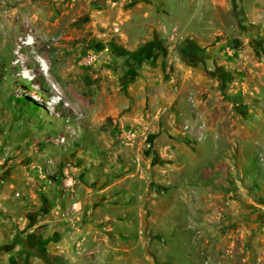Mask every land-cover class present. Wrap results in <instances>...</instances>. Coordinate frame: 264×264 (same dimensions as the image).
Returning <instances> with one entry per match:
<instances>
[{
    "label": "rangeland",
    "instance_id": "obj_1",
    "mask_svg": "<svg viewBox=\"0 0 264 264\" xmlns=\"http://www.w3.org/2000/svg\"><path fill=\"white\" fill-rule=\"evenodd\" d=\"M0 264H264V0H0Z\"/></svg>",
    "mask_w": 264,
    "mask_h": 264
},
{
    "label": "bare ground",
    "instance_id": "obj_2",
    "mask_svg": "<svg viewBox=\"0 0 264 264\" xmlns=\"http://www.w3.org/2000/svg\"><path fill=\"white\" fill-rule=\"evenodd\" d=\"M13 28H17V26H14ZM24 33H26V31L24 32ZM19 34H21V33H19ZM18 37V31H17V33L15 34V38H17ZM30 77V74H29V72L28 71H26V73L24 74V73H22V78H25V77ZM98 96H100V94L98 93Z\"/></svg>",
    "mask_w": 264,
    "mask_h": 264
},
{
    "label": "crops",
    "instance_id": "obj_3",
    "mask_svg": "<svg viewBox=\"0 0 264 264\" xmlns=\"http://www.w3.org/2000/svg\"><path fill=\"white\" fill-rule=\"evenodd\" d=\"M5 208H6L7 210H10V209L12 208V206H11V205H7Z\"/></svg>",
    "mask_w": 264,
    "mask_h": 264
},
{
    "label": "flooded vegetation",
    "instance_id": "obj_4",
    "mask_svg": "<svg viewBox=\"0 0 264 264\" xmlns=\"http://www.w3.org/2000/svg\"><path fill=\"white\" fill-rule=\"evenodd\" d=\"M143 63V60L142 59H140L139 60V65H141Z\"/></svg>",
    "mask_w": 264,
    "mask_h": 264
}]
</instances>
